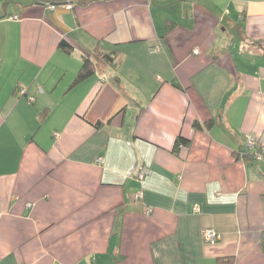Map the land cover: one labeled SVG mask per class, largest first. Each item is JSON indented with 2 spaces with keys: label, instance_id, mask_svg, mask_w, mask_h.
Returning a JSON list of instances; mask_svg holds the SVG:
<instances>
[{
  "label": "crops",
  "instance_id": "0c3cea01",
  "mask_svg": "<svg viewBox=\"0 0 264 264\" xmlns=\"http://www.w3.org/2000/svg\"><path fill=\"white\" fill-rule=\"evenodd\" d=\"M249 135L264 0H0V264H264Z\"/></svg>",
  "mask_w": 264,
  "mask_h": 264
},
{
  "label": "trees",
  "instance_id": "16d2710c",
  "mask_svg": "<svg viewBox=\"0 0 264 264\" xmlns=\"http://www.w3.org/2000/svg\"><path fill=\"white\" fill-rule=\"evenodd\" d=\"M262 44V43H260ZM61 46L66 48V43L63 41L61 43ZM99 57H101L103 59V61H105L106 63H110L112 64L115 68L117 67V63H118V53L117 52H113V53H100L99 52ZM95 72V62L93 60H91V58L86 57L84 59V63L83 66L80 70V72L78 73L77 78L75 79V83H79L84 81L85 79H87L88 77H90L92 74H94ZM119 78L117 77V80ZM24 90V93H22L21 91ZM18 93L21 96H25L26 98H28L30 101L34 100L33 96H30L27 94V89L25 88H19ZM16 92V90H15ZM98 125H100V123H97ZM195 127L199 128V126H201L198 122L195 123L194 125ZM184 143V144H188L187 140L184 139L183 137L179 136L177 139V145ZM176 145V147H177ZM176 149V148H175ZM258 150V149H257ZM257 150H251L247 147V145L245 144L244 149H242L239 153L238 156H240L241 158H244L246 160H251V161H258V159L256 158V152ZM232 262L230 260H226L224 264H231Z\"/></svg>",
  "mask_w": 264,
  "mask_h": 264
},
{
  "label": "built area",
  "instance_id": "2783aa9c",
  "mask_svg": "<svg viewBox=\"0 0 264 264\" xmlns=\"http://www.w3.org/2000/svg\"><path fill=\"white\" fill-rule=\"evenodd\" d=\"M49 7L51 9H55L56 8V5L55 3H52V2H49ZM69 7H71V5H69ZM158 49L154 50L153 52L157 51ZM22 93H24V90L21 91ZM246 145L249 149L251 150H257L256 152V158L258 160H261L263 159L264 157V145H260V143L257 141V138L253 135H249L247 136V142H246ZM102 160V159H100ZM148 174V171L145 170V171H142L139 173L138 177L140 180H143L145 178V176ZM143 197V194L142 192L140 191L137 195H136V198L139 199V198H142ZM146 211L148 213H150L152 211L151 208H147ZM203 237H204V240L207 242V243H210V244H215L217 243L218 241L221 240V234L216 231L215 229L213 228H207L203 231Z\"/></svg>",
  "mask_w": 264,
  "mask_h": 264
}]
</instances>
